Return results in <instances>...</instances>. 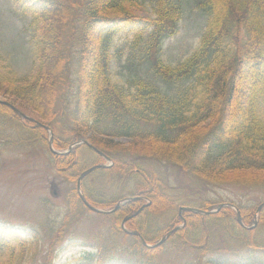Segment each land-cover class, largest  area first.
<instances>
[{"label": "trees", "instance_id": "trees-1", "mask_svg": "<svg viewBox=\"0 0 264 264\" xmlns=\"http://www.w3.org/2000/svg\"><path fill=\"white\" fill-rule=\"evenodd\" d=\"M17 1L31 9L40 23L39 64L34 76L22 77L19 83L0 71V93L12 97L22 111L29 107L38 111L41 124L24 120L10 105L0 103V140L49 147L47 125L54 132V146L67 149L93 131L88 140L112 160L109 167L93 172L100 184L135 182L137 186L132 196L139 198L106 214L111 221L108 232L99 231L96 252L82 259L91 264H151L165 250V243L148 247L140 237L127 234L121 226L126 216L132 215L127 227L154 244L183 223L182 205L212 210L225 202L204 196L201 185L264 187V121L256 110V93L264 91V0H197L207 15L199 46L176 65L161 58L152 63L165 81L189 83L177 98L144 80L134 92L120 87L111 75V41L117 31L140 23L137 35L151 28L150 47L159 48L179 28L182 0ZM144 1L151 3L153 16L138 13ZM246 84L250 91L245 106ZM120 137L133 141L125 147L115 141ZM49 152L54 169L70 182L89 166L105 162L85 144L64 154L52 153L50 148ZM149 161L176 166L191 175L192 183L172 185ZM83 190L98 207L113 208L123 199L102 200L104 190L91 194L85 182ZM74 192L67 215L85 206L76 188ZM237 206L244 223L251 226L258 205ZM166 215L171 216L170 222L152 232L145 217ZM183 216L185 225L168 242L196 249L198 264H264V207L252 229L239 223L237 211L230 206L208 214L185 210ZM64 227L63 222L51 236L43 264L54 259ZM6 232L3 229L0 235L5 253L0 264H24L32 245L16 232L8 240ZM128 236L133 243L119 245ZM236 247L247 251L245 257L239 258ZM210 255L214 257L206 259Z\"/></svg>", "mask_w": 264, "mask_h": 264}, {"label": "rangeland", "instance_id": "rangeland-1", "mask_svg": "<svg viewBox=\"0 0 264 264\" xmlns=\"http://www.w3.org/2000/svg\"><path fill=\"white\" fill-rule=\"evenodd\" d=\"M182 8L177 32L165 38L159 48L158 45L150 47L151 28L144 29L143 35H137L142 28L140 23L115 33L111 41V75L120 87L134 92L138 82L144 80L156 84L164 93L175 98L180 90L186 89L188 82H167L152 65L156 58H161L168 65H176L187 59L199 46L206 30L207 15L198 7L197 0H182ZM137 11L143 16L154 14L149 1H144V5L139 6ZM107 31L103 30V34H107ZM40 34V23L31 9L22 6L17 0H0V71L10 81L19 83L22 77L35 75L39 64L37 41ZM249 91L246 84L243 88L245 106ZM0 98L14 100L1 93ZM256 99L257 113L264 121V91H258ZM24 111L38 120L41 118L40 113L33 108L29 107ZM93 133L88 131L80 138L88 139ZM115 141L127 147L133 139L120 137ZM54 148L57 149L55 146ZM89 157L91 163L93 154ZM50 158L49 147L46 145L18 146L0 140V235L3 229H6L9 240L11 233H18L32 245L24 264H43L47 259L51 236L64 222V232L55 246V257L51 258V264H91L88 259L82 257L96 252L98 233L108 232L111 221L105 214L91 211L85 206L78 212L67 215L70 212V197L75 195L76 181H67L59 174ZM149 165L163 173L174 186L182 182L192 183L191 175L184 174L166 161H149ZM149 165L143 167L148 170ZM84 182L91 194L98 195V189L104 190L101 193L104 194L102 200L126 198L131 196L137 187L135 182L100 184L96 173H91ZM201 186L199 190L201 189L203 195L215 200L224 199L237 205H258L264 201V187L235 183ZM83 193L85 194L84 190ZM99 208L109 211L112 209ZM145 219L154 232L168 224L171 216H147ZM132 243V237L128 236L123 238L119 245L125 247ZM236 248L239 258L245 257L247 251ZM197 256L196 249L178 246L171 240L165 242V250L158 254L151 264H198ZM212 257L214 256L210 255L206 259ZM4 258L5 253L0 249V262ZM238 263L239 261L234 262Z\"/></svg>", "mask_w": 264, "mask_h": 264}, {"label": "water", "instance_id": "water-1", "mask_svg": "<svg viewBox=\"0 0 264 264\" xmlns=\"http://www.w3.org/2000/svg\"><path fill=\"white\" fill-rule=\"evenodd\" d=\"M0 102L7 103L6 101H4V100L1 99V98H0ZM24 116H25V117H28V116H26V115H24ZM84 142L89 143L87 140H84ZM52 143H53V136H52L51 139H50V145H51L52 150H53L54 152H57V150H55V149L53 148ZM73 146H74V145H72V146L70 147V150L72 149ZM98 167H107V165H95V166H92V167L86 169V170H85V171L79 176L78 181H77V187H78L79 194H80L81 198L83 199L84 203H85V204H86L91 210L96 211V212H101V213H107V212H111V211H114V210L118 209V208H119L124 202H123V201L119 202V203L116 205V207H115L114 209L110 210V211H108V210H104V209H101V208H99V207H97V206L91 204V203L89 202V200L86 198V196L84 195L83 191H82V180H83V178H84L87 174H89L90 172H92L93 170H95V169L98 168ZM129 199H131V198H128V200H129ZM223 206H225V203L220 204L219 207H218V209H220V208L223 207ZM263 206H264V202H263V203L258 207V209H257V213H256V215H255V219H254V220H255V225L257 224L258 214H259V212L261 211V209H262ZM142 208H143V207H142ZM142 208H141L138 212H140V211L142 210ZM218 209H217V210H218ZM184 210H195V211L202 212V213H204V214H207V213H209V212H214V211H216V210L206 211V210L197 209V208H194V207H191V206H182V207L180 208V214H182V212H183ZM138 212H137V213H138ZM129 218H130V216L126 217V218L122 221V228L124 229L125 232H127V233H129V234L139 235V236H140L139 231H137V230H129V229L126 227V222H127V220H128ZM238 219H239V221L243 224L242 217H241V214H240L239 211H238ZM179 228H181V226H177V227H175L173 230H178ZM171 233H172V231L168 232V233H167L165 236H163V237H162L157 243H155V244H153V245L148 244L144 239H143V243H144L145 245L149 246V247H157V246L161 245L162 243H164V242L167 240V238L171 235Z\"/></svg>", "mask_w": 264, "mask_h": 264}, {"label": "bare ground", "instance_id": "bare-ground-1", "mask_svg": "<svg viewBox=\"0 0 264 264\" xmlns=\"http://www.w3.org/2000/svg\"><path fill=\"white\" fill-rule=\"evenodd\" d=\"M125 218H126V217H125ZM130 219H131V218H129L128 220H130ZM128 220H127V221H128ZM126 225H127V222H126Z\"/></svg>", "mask_w": 264, "mask_h": 264}]
</instances>
